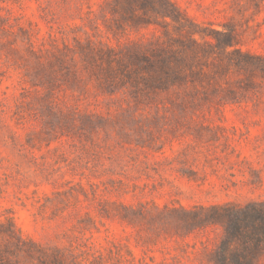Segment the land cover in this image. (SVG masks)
Segmentation results:
<instances>
[{
  "label": "rangeland",
  "instance_id": "obj_1",
  "mask_svg": "<svg viewBox=\"0 0 264 264\" xmlns=\"http://www.w3.org/2000/svg\"><path fill=\"white\" fill-rule=\"evenodd\" d=\"M251 202L264 0H0V264H209L182 212Z\"/></svg>",
  "mask_w": 264,
  "mask_h": 264
},
{
  "label": "trees",
  "instance_id": "obj_2",
  "mask_svg": "<svg viewBox=\"0 0 264 264\" xmlns=\"http://www.w3.org/2000/svg\"><path fill=\"white\" fill-rule=\"evenodd\" d=\"M182 214L188 234L213 233L206 240L212 247L205 246L209 264H264V202L198 206Z\"/></svg>",
  "mask_w": 264,
  "mask_h": 264
}]
</instances>
